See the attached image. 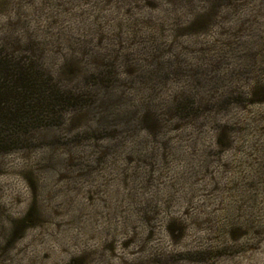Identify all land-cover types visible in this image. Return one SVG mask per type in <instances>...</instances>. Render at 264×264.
Returning a JSON list of instances; mask_svg holds the SVG:
<instances>
[{
    "label": "rangeland",
    "instance_id": "obj_1",
    "mask_svg": "<svg viewBox=\"0 0 264 264\" xmlns=\"http://www.w3.org/2000/svg\"><path fill=\"white\" fill-rule=\"evenodd\" d=\"M0 52L56 96L0 135V264H264V0H0Z\"/></svg>",
    "mask_w": 264,
    "mask_h": 264
},
{
    "label": "trees",
    "instance_id": "obj_2",
    "mask_svg": "<svg viewBox=\"0 0 264 264\" xmlns=\"http://www.w3.org/2000/svg\"><path fill=\"white\" fill-rule=\"evenodd\" d=\"M35 74L29 66L12 62L0 52V135L6 128L30 119L36 110L47 108L56 98L52 92H40L43 88L36 84Z\"/></svg>",
    "mask_w": 264,
    "mask_h": 264
}]
</instances>
